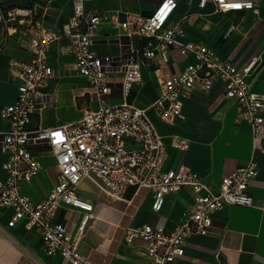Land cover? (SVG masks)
<instances>
[{"label":"built area","instance_id":"1","mask_svg":"<svg viewBox=\"0 0 264 264\" xmlns=\"http://www.w3.org/2000/svg\"><path fill=\"white\" fill-rule=\"evenodd\" d=\"M71 1V15L56 29L43 27L33 8L1 9L8 30H16L23 24L33 28L30 58L10 61V70L18 81V97L1 110L7 127L0 128V152L6 154L5 175L0 177V210L12 209L6 226L21 222L25 229H35L48 255L59 253L71 264H100L78 250L94 210L93 202L78 194L82 179H89L115 199H124L129 186H135L136 190L146 188L152 196V209L157 212L163 208L167 195L180 196L186 191L191 200H185L187 209L175 227L128 225L122 232L126 242L137 239L144 242L146 264H175L184 256L190 234L210 231L212 215L219 208L226 204L253 205L248 187L257 174V163L250 158L224 175L217 189L188 166L167 168V147L147 112L148 108L129 102L127 96L133 85L142 80L143 66L151 68L158 89L151 105L161 117L170 120L181 114L184 97L195 91H207L215 81L221 80L225 96L238 108L237 120H248L256 133L264 121V93L251 88L250 77L262 55L256 53L238 65L220 58L206 44L179 42L178 37L185 34V20L189 14L172 21L178 1L161 0L149 15L113 14L112 20L123 29L120 36H125L127 51L118 56H100L92 49V44L106 14L86 8L87 0ZM208 3H212L214 12L219 13L238 8L257 10L249 0H198L200 8H205ZM63 38L67 40V50L76 59L78 71L88 78L98 106L86 109L75 121L33 127L30 122L35 113L56 106L55 93L45 88L47 80L56 75L46 53L53 42ZM173 47H177L180 54H191L195 59L183 69L170 72L165 67L171 62ZM116 73L122 74L120 83L124 100L111 104L108 96L115 81L110 78ZM170 144L173 148L186 150L190 141L173 133ZM37 148L53 154L59 173L47 196L34 201L21 192L20 185L32 180L41 168L34 153ZM63 206L69 211L82 212L73 234L67 221L56 217ZM0 233L8 235L1 223Z\"/></svg>","mask_w":264,"mask_h":264},{"label":"crops","instance_id":"2","mask_svg":"<svg viewBox=\"0 0 264 264\" xmlns=\"http://www.w3.org/2000/svg\"><path fill=\"white\" fill-rule=\"evenodd\" d=\"M161 0H87L85 7L104 12L92 49L100 56H118L127 51L123 29L111 16L118 12H136L149 15ZM171 16L180 20L185 14V34L179 42L194 41L212 47L218 56L238 65L256 53L262 55L250 77L251 88L264 93V0H249L253 8H238L225 13L214 12L212 3L205 8L198 0H177ZM0 2V128L7 127L2 108L18 97V81L10 70L13 58L29 59V42L33 28L20 25L16 30L7 29L2 20ZM33 10L45 28H60L73 10L71 0H46ZM48 62L56 75L47 80L45 88L55 93V107L35 113L31 126L50 127L80 119L88 108L98 106L88 78L76 67L75 57L67 50V40L60 39L50 45ZM195 57L184 56L177 47L171 49V62L165 70L175 72L183 69ZM121 73L110 78L108 101L111 104L124 100L121 93ZM138 95L131 102L147 107V112L162 134L167 147V168L185 165L198 172L203 180L217 189L221 178L244 165L250 158L257 163V174L248 190L253 205L226 204L213 215V225L206 234L192 233L185 245V254L175 264H264V121L257 132L245 119L237 120L235 102L225 96L221 80L214 82L207 91H195L182 99L179 116L167 120L151 105L158 94L154 72L143 66L142 80L138 83ZM264 116V111H263ZM178 133L190 141L186 150L173 148L170 135ZM34 153L41 164L38 174L28 182H22L21 192L34 201L43 199L53 188L59 168L52 153L37 148ZM6 154L0 152V177L5 175L3 162ZM78 194L94 204L90 218L79 242L78 250L100 264H146L145 244L137 239L126 242L123 228L128 225L152 224L175 227L187 209L185 200H191L186 191L180 196H166L160 211L152 209V196L148 189L136 190L129 186L124 199H115L84 178L80 181ZM12 209L0 210V223L8 235L0 233V264H71L59 253L48 255L42 247L41 238L35 229L27 230L19 222L6 226ZM82 212L65 206L58 209L56 217L66 220L70 233H75ZM219 262V263H218Z\"/></svg>","mask_w":264,"mask_h":264},{"label":"rangeland","instance_id":"3","mask_svg":"<svg viewBox=\"0 0 264 264\" xmlns=\"http://www.w3.org/2000/svg\"><path fill=\"white\" fill-rule=\"evenodd\" d=\"M1 7L5 10L11 9V8H33L37 4H42L46 2V0H0ZM139 91V84L135 83L133 87L131 88L129 95L127 96V100L129 102L132 101L134 97L138 95Z\"/></svg>","mask_w":264,"mask_h":264},{"label":"water","instance_id":"4","mask_svg":"<svg viewBox=\"0 0 264 264\" xmlns=\"http://www.w3.org/2000/svg\"><path fill=\"white\" fill-rule=\"evenodd\" d=\"M121 38H125V36L124 35H122V37Z\"/></svg>","mask_w":264,"mask_h":264},{"label":"trees","instance_id":"5","mask_svg":"<svg viewBox=\"0 0 264 264\" xmlns=\"http://www.w3.org/2000/svg\"><path fill=\"white\" fill-rule=\"evenodd\" d=\"M3 10H5L4 8H2Z\"/></svg>","mask_w":264,"mask_h":264}]
</instances>
